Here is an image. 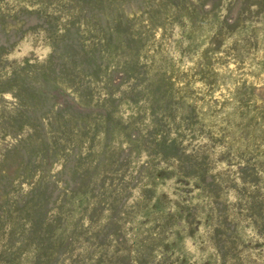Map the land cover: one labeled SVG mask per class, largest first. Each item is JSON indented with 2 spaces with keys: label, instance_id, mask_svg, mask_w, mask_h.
Masks as SVG:
<instances>
[{
  "label": "rangeland",
  "instance_id": "1",
  "mask_svg": "<svg viewBox=\"0 0 264 264\" xmlns=\"http://www.w3.org/2000/svg\"><path fill=\"white\" fill-rule=\"evenodd\" d=\"M0 264H264V0H0Z\"/></svg>",
  "mask_w": 264,
  "mask_h": 264
}]
</instances>
